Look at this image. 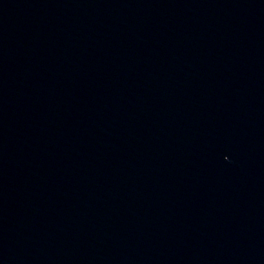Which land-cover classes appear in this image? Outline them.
I'll return each instance as SVG.
<instances>
[{
    "label": "water",
    "instance_id": "1",
    "mask_svg": "<svg viewBox=\"0 0 264 264\" xmlns=\"http://www.w3.org/2000/svg\"><path fill=\"white\" fill-rule=\"evenodd\" d=\"M0 264H264V0H0Z\"/></svg>",
    "mask_w": 264,
    "mask_h": 264
}]
</instances>
